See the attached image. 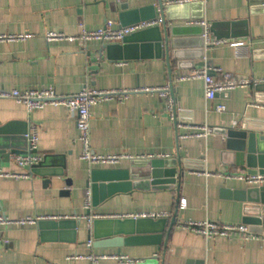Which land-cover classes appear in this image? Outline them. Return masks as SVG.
I'll return each instance as SVG.
<instances>
[{
  "label": "crops",
  "instance_id": "crops-1",
  "mask_svg": "<svg viewBox=\"0 0 264 264\" xmlns=\"http://www.w3.org/2000/svg\"><path fill=\"white\" fill-rule=\"evenodd\" d=\"M178 1L0 0V35L30 34L26 39L0 41V89L53 88L57 94L72 96L87 86L138 89L172 83L171 93L178 106L174 120L159 92L143 91L132 92L122 101L93 105V151L131 156L116 164L95 165L80 159L76 116L67 107L49 105L29 112L25 104L14 99H0V128L7 126L0 133V172L30 175H0V216L62 217L41 220L78 222L77 227L41 226L40 220L0 225V264H91L87 256L92 254L155 260L146 264H264V233H256L259 237L249 240L238 232L207 239L184 226L190 221L207 220L247 224L253 217L245 213L248 202L238 193L260 186L227 177L248 173L249 168L239 164L237 151L228 147L223 131L245 129L264 135V89L258 91L256 85L237 88L209 101L202 78L177 80L179 75L206 64L238 77L263 79L264 0H191L188 6ZM175 4L178 6L167 9ZM159 18L162 21L157 26L162 28L165 22L173 29L170 38L178 45L173 50L179 52V58L171 55L170 66L164 57L153 56L148 47L131 48V58L120 59V51L105 47L111 43L46 39L50 30L75 35L83 29H98L107 20L118 26ZM203 22L211 39L227 42L201 50L206 30ZM212 25L213 31L209 29ZM218 104H224L226 110L217 112ZM234 121L238 122L236 126ZM178 123L209 124L215 132L207 140L181 138L193 129L179 127ZM32 124L38 127V151L43 162L34 169L20 167L13 159V155L26 152L24 132ZM147 157L181 158L174 188H133L114 194L96 208L91 194V207H85L93 169L143 171L139 164ZM162 212L169 214L164 217L168 223L160 239L134 236L120 247L113 239L96 242V218ZM86 215L101 217H92L89 222ZM174 217L176 222L167 233ZM99 234H104L102 229ZM99 264L122 263L108 258Z\"/></svg>",
  "mask_w": 264,
  "mask_h": 264
},
{
  "label": "built area",
  "instance_id": "built-area-1",
  "mask_svg": "<svg viewBox=\"0 0 264 264\" xmlns=\"http://www.w3.org/2000/svg\"><path fill=\"white\" fill-rule=\"evenodd\" d=\"M191 0H179V3L190 2ZM162 18L143 20L128 25H115L113 20H107L106 23L94 30L83 29L80 34H67L62 31L50 30L46 33L47 41H69V42H80L86 44L92 41H100L102 43H117L121 42L126 36L155 27L160 24ZM206 26L204 33L206 45H220L227 41L222 39H211L208 33V25ZM30 34H18V35H0V41H13L21 40L29 37ZM232 46L238 47L242 43H231ZM202 78L205 85V97L207 100H213L219 94H227L237 88H250L253 85H257L264 82L263 79L255 78H243L234 75L231 72L223 70L218 66H210L206 64L203 68L194 69L190 73L179 75L177 80H188ZM172 83L159 88L146 87L138 89H97L93 87H85L80 93L72 96H65L57 94L53 88H42L33 90H6L0 89V99H14L19 103L25 104L28 111L32 112L35 110L43 109L49 105H62L69 109V111L76 116V125L79 130L78 140L82 146L80 159L95 165L104 164H116L122 159L131 158L130 155L126 154H115V155H102L93 151L90 140V122H91V107L95 104L107 102L111 100L122 101L128 97L132 92H159L162 97L166 100V108L170 113L171 117L176 120L177 114V103L174 95L171 93ZM217 112H224L226 106L224 104H218L215 107ZM234 126L238 124L237 121L233 122ZM179 127H188L193 129L188 134L181 135V138L195 137L207 140L211 135L214 134L215 129L209 124L204 125H183L177 124ZM27 141V150L23 154L13 155V159L16 163L23 168H31L34 164L39 163L42 160V156L39 153V134L38 127L35 124L30 125L25 133ZM151 158V157H147ZM11 175L13 177H29L26 173H1L0 175ZM210 174V173H209ZM227 177L246 181L253 185L262 186L264 185V173L256 172H238L227 174ZM85 200V207L90 209L91 207V192H87ZM169 213H149L146 215L132 216L137 217H167ZM90 222L92 217H101L99 215H86L84 216ZM125 217V216H124ZM128 217V216H127ZM44 218H62V217H24L20 219H10L5 216H0V225L10 224H33ZM187 228L192 229L196 233L204 235L207 239L215 236L230 237L233 233H240L245 240L258 238L255 232L250 230V226L247 224H224L212 221L194 222L190 221L184 225ZM264 241V236H263ZM89 246L93 245V241L89 240ZM91 260V264H99L101 259L114 258L118 259L122 264H137L142 262L140 259H133L128 255H96L92 254L87 256Z\"/></svg>",
  "mask_w": 264,
  "mask_h": 264
},
{
  "label": "water",
  "instance_id": "water-1",
  "mask_svg": "<svg viewBox=\"0 0 264 264\" xmlns=\"http://www.w3.org/2000/svg\"><path fill=\"white\" fill-rule=\"evenodd\" d=\"M183 3L181 5H187ZM173 6L167 7L170 9ZM215 25V24H214ZM214 26H210L209 29L213 31ZM173 29L168 28L164 22L163 27L155 26L149 29L138 31L131 35L126 36L121 42L111 43L105 47L108 50L116 49L120 51V59L131 58L129 55V49L135 48L144 49L145 47L153 50V56L164 57L170 66L171 55L174 58H179V52L173 50L177 48V44L174 40H171ZM203 44L201 50L205 47L212 46L206 45L205 38L203 36ZM201 52V51H200ZM137 57V55L135 56ZM202 58L204 55L201 56ZM173 84L171 85V90ZM255 89L262 91L264 89V83L257 84ZM7 126L0 128V133L6 129ZM26 131L24 132V135ZM227 135V145L230 149L237 151V158L239 164L247 166L250 173L261 172L264 173V135L257 132H249L243 129H229L223 131ZM25 138V137H24ZM26 139V138H25ZM7 147H9L7 145ZM14 147L10 145V148ZM181 158H145L139 165L143 166L145 170H119V169H93L89 176V184L91 187L93 207L96 208L109 197L118 192H128L133 188H174L177 181V166L181 164ZM42 161L32 166V169L41 166ZM138 164V162H137ZM136 167V164H133ZM182 167H180L181 169ZM256 168H259L257 171ZM239 197L247 200L246 214L249 217L247 224L250 225V230L255 233H264V186L251 187L246 191H241ZM255 204V205H253ZM176 222V217L170 223L167 233L170 232L172 226ZM40 225H55L66 226L71 225L77 227L76 220H64L59 221H39ZM168 220L164 217H108V218H96L94 220V231L96 242L107 238L114 240L117 246H122L126 242L127 238L134 236H156L158 239L162 238V234L165 232ZM99 229H102L104 234H99ZM128 241V240H127ZM119 242V244H117ZM119 246V247H120ZM118 252H121L119 249ZM155 262V260L147 259L146 261L139 262L137 264H146L149 262Z\"/></svg>",
  "mask_w": 264,
  "mask_h": 264
}]
</instances>
